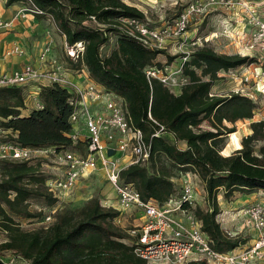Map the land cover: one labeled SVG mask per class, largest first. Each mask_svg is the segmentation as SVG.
<instances>
[{"label": "trees", "instance_id": "obj_1", "mask_svg": "<svg viewBox=\"0 0 264 264\" xmlns=\"http://www.w3.org/2000/svg\"><path fill=\"white\" fill-rule=\"evenodd\" d=\"M17 2L43 9L42 17L52 15L68 44L85 42L82 60L71 64L85 65L95 82L123 97L134 125L144 131L151 145L149 162L124 168L121 179L133 183L142 199L165 203L178 193L176 177L189 170L197 172L208 199L207 208H193L203 230L216 249L230 250L241 244L242 239L226 235L217 220L218 197L222 193L229 200L236 192L264 190V144L256 147L264 142V120L252 121V132L242 138L241 148L223 155L222 136L236 131L237 121L253 119L256 102L242 94L210 96V91L222 79L221 70L242 66L251 58L218 53L207 43L184 62L183 75L189 82L176 94L146 74L147 67L161 65L156 59L166 51L148 48L113 25L120 17L146 19L138 7L125 0H6L8 5ZM91 16L105 27L86 22ZM111 32L116 35V46L105 54ZM40 87L43 107L27 114L23 86L0 89L1 129L23 146L78 148L80 143L74 144L68 136L73 94L59 84ZM205 121L209 129L202 128ZM161 126L165 132L158 136ZM179 141L186 148L179 147ZM40 165L39 160H0V229L7 236L0 252L14 253L23 264H151L136 254L127 242V232L116 225L119 211L103 206L97 197L87 202L82 213L61 211L47 227L24 230L17 218L46 216L42 209L30 208L32 199H42L50 208L59 203L48 190V176ZM0 264L16 263L0 256Z\"/></svg>", "mask_w": 264, "mask_h": 264}, {"label": "built area", "instance_id": "obj_2", "mask_svg": "<svg viewBox=\"0 0 264 264\" xmlns=\"http://www.w3.org/2000/svg\"><path fill=\"white\" fill-rule=\"evenodd\" d=\"M29 5L17 16L45 15L43 9ZM207 17H211L220 30L200 35L198 26ZM15 21V18L6 19L0 15V44L2 34L14 28ZM86 22L99 28L105 27L95 16ZM113 25L148 48L160 50L172 45V48L182 49L187 44L192 47L191 51H182L178 69H173L169 62L146 68L149 78L159 79L166 85L170 84L176 70L181 74V86L188 83L189 78L183 75V64L189 55L210 43L214 37H223L229 41L236 54L251 58V62L221 70L220 77L231 79L230 91L221 94L211 90L210 96L242 94L253 98L248 90L250 84L257 92L264 94V0H191L175 18L160 26H152L140 17H120ZM65 50L69 61L78 63L84 56L86 44L84 41L74 44L66 41ZM6 53L22 56L26 54V49L15 42L7 48ZM51 53L50 45L41 52V61L47 65L44 72L39 71L32 62H26L11 71H1L0 89L33 84L43 73L49 84L66 87L73 94L70 102L74 106L70 116L72 130L68 136L74 144L80 143L79 147L38 148L23 146L14 139L6 138L0 139V160L37 161L52 157L59 173L49 176L46 186L59 200L80 180L103 170L116 193L114 208L119 211L115 218L116 225L127 232L130 238L127 242L133 245L136 254L151 264H264V197L239 210L255 235L248 245L241 243L230 250L214 247L211 237L202 228V221L193 211L197 202L195 184L200 179L197 172L189 170L181 173L178 193L165 203L152 198L142 199L133 183L121 179V171L133 164L148 163L151 145L146 141L144 131L134 125L125 99L95 82L84 67V82L74 81L66 75L64 62ZM241 69L244 71L239 75ZM40 88L32 93L38 100L36 108L43 107L38 99ZM164 132V126H161L156 135ZM125 213L133 220L130 226H126L122 220ZM55 216L56 212L52 209L46 216L47 222H51Z\"/></svg>", "mask_w": 264, "mask_h": 264}, {"label": "rangeland", "instance_id": "obj_3", "mask_svg": "<svg viewBox=\"0 0 264 264\" xmlns=\"http://www.w3.org/2000/svg\"><path fill=\"white\" fill-rule=\"evenodd\" d=\"M5 1L6 0H0V6H3V2L5 3ZM125 1L128 4L136 6L140 10H142L145 13L146 20L147 22H149V24H151L152 26H160L165 22L175 18L181 11V9L191 0ZM4 6L7 9H10L11 7V10H13L12 18H15V22L17 25L19 22V27H16L17 31L15 32V34H20L23 36H20L18 38L16 37V43H20L25 47L28 58H30V62L35 64L39 71L44 72L47 69V65L45 62L41 61L40 55L44 48L50 45L52 47L51 55L57 56L60 60L64 62L67 69L65 72L68 77H70L74 81L75 79H78L79 81L76 82L83 83L85 77V73L82 72L83 67L85 72L90 76L85 65H82V68H79V66L72 65L69 61L65 50L66 38L63 34L59 32L58 28L56 27V23L50 15L43 17L41 16V20L40 22H38L35 21L36 19H34V16H28L25 18L17 16L22 9L28 8L30 6L29 4H25L24 2H17L12 5H8L7 3H5ZM198 28H200L198 30V33H200V35H206L211 33L212 31L220 30L219 25L214 23L211 17H207L205 21L200 26H198ZM109 36L110 40L108 44L103 48V53L105 54L110 53L112 49H114L116 46V35L111 32ZM210 44L215 48L218 53L236 54L229 41L225 40V38L223 37H214V39L210 41ZM172 47L173 46L171 45L170 47L168 46L167 49H164L166 51V54L164 53L158 55L156 62H158L159 64L169 62L170 64H172L173 69H178V66L181 63V55L183 54L182 51H191L193 49L191 46H188V44L182 49ZM6 55L8 54L6 53ZM170 56L174 57L172 61H170ZM1 71L2 70H0V72ZM242 71H244V69H241L238 74L241 75ZM45 78V74L43 73V75L40 76V78L37 79L35 83L40 86H42V84L39 83H48V80ZM180 78L181 74L176 70L170 84L168 85L170 89L176 94L177 92H180L179 88L182 89V86L180 84ZM33 85L36 84L33 83L23 86L26 103V108L24 109V112H29L37 106L36 104L38 100L35 96L32 95V93L36 92L37 89L34 88ZM231 85V79L229 77H223L215 83L212 90L221 94L228 93L230 91L229 88ZM253 87L254 86H252V84L248 86V90L250 91L249 94L253 95V99L256 102L254 118L237 121L235 124L236 131L227 133L222 136L223 145L221 153L223 155H230L235 150L241 148L242 138L252 132L250 128V124L252 121L264 120V94H260ZM38 99L40 100L39 96ZM229 126L232 125L229 124ZM202 128H210L208 121H205L203 123ZM9 136L10 135H8L7 132H3L0 127V139H6ZM171 141L174 142L173 138H171ZM237 142H240L241 144L239 147L237 146ZM177 144L181 148L185 147V144L182 141L177 142ZM262 144H264V142L258 143L256 146L257 149H259ZM39 161L41 162V171L44 172V174H46L48 177L59 173L58 165L56 162H54L52 157H43ZM1 174L2 173L0 169V177ZM176 181L178 188H180L181 179L176 177ZM195 187L197 193L196 206L207 208V193L200 179L196 180ZM111 192H113V186L107 181L106 176L104 175V171L99 170L91 174L89 177L80 180L74 188L67 192V194L63 193V195H61L59 203L54 208L48 207V205L42 199H32L30 201V208L32 210L42 209L46 216L52 209H54L56 214H59L61 211L66 212L67 210L82 213L84 212V208L86 207L87 202L90 199L96 197L100 200V203L103 206L114 207L116 204L114 200L111 199V196L108 195ZM263 192L264 191L258 190V192L254 194L252 199L250 200L246 199V197L243 196L244 193L242 192H236V194H234L229 200L225 199L222 193L219 194L218 200H222V202H224L226 205H223L224 209L222 213L224 215L220 212V214L217 216V220L220 222L221 228L223 229L224 233L232 238H241L242 245H248L251 242V239L254 237L255 232L251 227L247 225L246 218L239 213V210L241 209V207H245L248 204L254 202L255 200L264 197ZM104 198L107 200L106 202L104 201ZM232 200L237 201V203L233 204ZM46 216L41 217L39 219L17 218L16 220L17 222H19V224L24 230H34L40 227H47L50 224V222H47ZM223 219H225L227 226L226 224L223 225ZM54 220L55 219H53L52 221ZM122 220L123 222H125L126 226H130V222L131 224L133 223V220L131 221V219L126 216V213L122 216ZM6 240V233L0 229V243ZM0 256H2L5 261L12 260L16 264H23L21 259H18L12 252H0Z\"/></svg>", "mask_w": 264, "mask_h": 264}, {"label": "crops", "instance_id": "obj_4", "mask_svg": "<svg viewBox=\"0 0 264 264\" xmlns=\"http://www.w3.org/2000/svg\"><path fill=\"white\" fill-rule=\"evenodd\" d=\"M5 3H6V1H5ZM5 3L3 2V6H0V15L3 18L11 19L12 18L13 10H11V7H10V9H7L4 6ZM34 19H36L35 21L40 22L41 16H35ZM16 27H19V22H18V25L15 22L14 28H12L11 30L6 31V32H4L2 34V43L0 44V70H2V71H11V70H13L15 68L21 67L26 62H30V58H28L27 52H26L25 55H22V56H18V55H13V56L10 55V56H8L5 53L6 50H7V48L9 46H11L13 43L17 42L16 40H17L18 37L23 36V35H20V34H15V32L17 31L16 30ZM75 81H79V80L78 79H75ZM34 84H36V85H33L34 88H38L40 86V85H37V83H34ZM39 84L47 85V84H49V82L46 83V84L45 83H39ZM179 90L181 92V89L180 88H179ZM180 92H177V94H179ZM29 112H25V114H27ZM83 131H85L84 128H83ZM183 143L185 144V147H183V148H186V143L185 142H183ZM260 191H264V190H260ZM257 192H258V190H257ZM257 192L254 191V192H251V193H246V194L244 193L243 196L246 197V199H249L250 200V199H252L253 195L256 194ZM234 194H236V193H234ZM108 195L111 196V199H113L114 202H115V204H116V193H115V190L113 189V192L109 193ZM244 197H242V198H244ZM239 199H241V198H239ZM104 201L106 202L107 200L104 198ZM232 203L233 204H236L237 201H233L232 200ZM227 204H229V203H227ZM219 205H220L221 214H223L222 213V211L224 209V206L223 205H226V204L224 202H222V200L221 201L219 200ZM223 221H224L223 222V225L226 224V226H227V223L225 222V219H223Z\"/></svg>", "mask_w": 264, "mask_h": 264}, {"label": "bare ground", "instance_id": "obj_5", "mask_svg": "<svg viewBox=\"0 0 264 264\" xmlns=\"http://www.w3.org/2000/svg\"><path fill=\"white\" fill-rule=\"evenodd\" d=\"M237 146H240V142L239 143L237 142Z\"/></svg>", "mask_w": 264, "mask_h": 264}]
</instances>
